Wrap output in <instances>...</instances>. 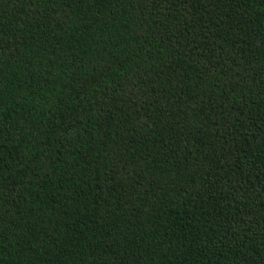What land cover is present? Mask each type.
Returning a JSON list of instances; mask_svg holds the SVG:
<instances>
[{
	"label": "trees",
	"instance_id": "16d2710c",
	"mask_svg": "<svg viewBox=\"0 0 264 264\" xmlns=\"http://www.w3.org/2000/svg\"><path fill=\"white\" fill-rule=\"evenodd\" d=\"M0 264H264V0H0Z\"/></svg>",
	"mask_w": 264,
	"mask_h": 264
}]
</instances>
